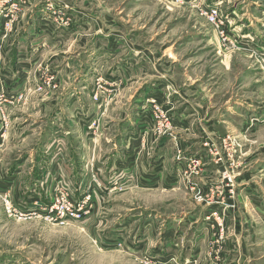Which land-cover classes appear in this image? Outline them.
Returning <instances> with one entry per match:
<instances>
[{
  "label": "rangeland",
  "instance_id": "374dc122",
  "mask_svg": "<svg viewBox=\"0 0 264 264\" xmlns=\"http://www.w3.org/2000/svg\"><path fill=\"white\" fill-rule=\"evenodd\" d=\"M252 1L0 0V264H264V37L232 15ZM45 147L47 184H11Z\"/></svg>",
  "mask_w": 264,
  "mask_h": 264
},
{
  "label": "crops",
  "instance_id": "0c3cea01",
  "mask_svg": "<svg viewBox=\"0 0 264 264\" xmlns=\"http://www.w3.org/2000/svg\"><path fill=\"white\" fill-rule=\"evenodd\" d=\"M226 1H227L226 3L230 4L233 0H226ZM234 1H237V0H234ZM241 3H245V2H241ZM259 3H263V2H260L259 0L258 1L254 0V1H252V3L250 5H248L246 3L242 8H241V6H239L237 10L233 11L232 15L236 19L235 20L236 22H233V26H236L235 31H238L241 35L243 34L244 36H247V37H252L251 35H253L252 34L253 32H256L255 38L260 39V37L261 38L264 37V10L261 8L262 6H260ZM250 9H253V10L249 11ZM256 11H257V13H256ZM255 14H257L258 16ZM260 35H263V36H260ZM11 40L13 41L14 39H11ZM12 41H10V40L4 41L3 40L2 42H0V53H3L4 59H6V61H8L7 64H9V60H8L9 58H8V55L6 54V52L8 49H10L13 46L15 41L13 43H12ZM20 42H22V40ZM39 43H40V41H39ZM29 44H31V41H29V42L25 41V45H29ZM246 44H250V43H246ZM33 50H35V49H33ZM13 51L15 52V50H13ZM28 53H30L31 55L33 53L31 51H28V46H26L25 51H21L19 49L17 54H16V63H14V65H11L10 67H7V70L5 71V73H3L4 77H8V79H7L8 80V83H7L8 84V90L12 91L13 93L18 92L19 87L16 84H18L19 81H17L16 84H12L11 83L12 81H10V79H13V80L16 79L15 78V76H16L15 72L16 71H18L19 74L21 72L22 73L26 72L25 70H26V68H28V64H27ZM25 55H26V61L24 62ZM1 70H2V67L0 68V71ZM76 82H78V79H76ZM9 83H11V84H9ZM5 105H7V104H5ZM68 105L73 107L72 106L73 103H70V104L68 103ZM11 106L7 105L10 112H12L13 108H14ZM45 119L47 120L48 118H45ZM80 149H82V148H80ZM82 151L86 152L84 149H82ZM50 153H53V152H51V150L49 151V148L45 147L44 150H42V153L40 152V150L36 151V149H33L32 154L25 155L24 156L25 161L21 162L22 164H20V165L15 164L14 168L10 171V174L13 175L11 177L12 178L11 180H13V181H11V184H22V182H19L20 178L22 177L21 174L24 173V170H26V168L29 166L32 167L33 172H36L40 175L42 174V176H41V179L26 182L25 184H47L44 182V179H43V178H45L44 174H46V166H44V162L42 160V157H43V155L51 156ZM50 158H49L50 165H53L52 167L55 168L57 166V164H56L54 159H52V158L50 159ZM14 178H15V180H14Z\"/></svg>",
  "mask_w": 264,
  "mask_h": 264
},
{
  "label": "built area",
  "instance_id": "2783aa9c",
  "mask_svg": "<svg viewBox=\"0 0 264 264\" xmlns=\"http://www.w3.org/2000/svg\"><path fill=\"white\" fill-rule=\"evenodd\" d=\"M221 14H222V12H221L220 7L219 6H214V7H211L209 9H207V12L205 13V17H206V19L209 20L210 24H212L216 28L220 29L221 25L223 24L220 21L221 20ZM9 17H10V15L6 16L5 19L9 18ZM222 36H223V40H224L225 45L229 46V43H231V42L227 38V35H226L225 31L222 33ZM243 42L251 43L250 40H247V38ZM65 214H66L65 210H62L60 212V215H62V216H65Z\"/></svg>",
  "mask_w": 264,
  "mask_h": 264
},
{
  "label": "bare ground",
  "instance_id": "6f19581e",
  "mask_svg": "<svg viewBox=\"0 0 264 264\" xmlns=\"http://www.w3.org/2000/svg\"><path fill=\"white\" fill-rule=\"evenodd\" d=\"M128 172V171H127Z\"/></svg>",
  "mask_w": 264,
  "mask_h": 264
}]
</instances>
